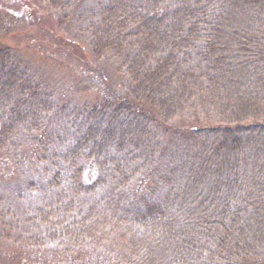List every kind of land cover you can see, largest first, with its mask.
<instances>
[{
	"label": "trees",
	"instance_id": "obj_1",
	"mask_svg": "<svg viewBox=\"0 0 264 264\" xmlns=\"http://www.w3.org/2000/svg\"><path fill=\"white\" fill-rule=\"evenodd\" d=\"M242 1L97 0L90 46L121 58L132 84L82 108L0 49V155L14 168L25 150L40 166L20 230L32 250L54 244L31 264H264V111L223 89L264 79V12L228 26ZM180 113L184 131L166 119ZM154 119L162 139L147 136Z\"/></svg>",
	"mask_w": 264,
	"mask_h": 264
},
{
	"label": "rangeland",
	"instance_id": "obj_2",
	"mask_svg": "<svg viewBox=\"0 0 264 264\" xmlns=\"http://www.w3.org/2000/svg\"><path fill=\"white\" fill-rule=\"evenodd\" d=\"M96 3L97 0H62L61 8L55 9L47 0H0V23L4 25L0 27V49L6 48L16 55L20 66L26 68L28 74L38 82V89L51 92L61 102L82 108L93 104L96 99L102 100L105 93H124L132 84L129 67L126 68L124 64L120 66L121 58L118 61V58L114 59L110 55L97 56L90 46L88 27L93 19ZM227 10L232 14L228 26L251 28L257 11L264 12V0L232 3ZM230 27L223 31H229ZM261 70L263 75L264 67ZM240 78L242 80L243 76ZM242 82L237 93L228 92V85L223 88L229 94L226 96H232L237 107H244L241 102L248 101L250 107H259L264 111V79L257 80L249 75L245 82L248 88L246 96L245 90L242 91ZM238 83L240 82L236 81V85ZM210 87L206 86L204 91L201 89V93L208 95ZM216 92L214 90L213 95L216 96ZM205 99L207 97L204 96ZM222 101L218 99L210 107H224ZM205 104L204 101L202 107ZM190 116L188 113H180L178 117L170 114L166 119L169 125L187 130L189 128L186 124L191 120H188ZM161 126L154 119L147 134L150 140L167 136L164 130H160ZM38 137L39 134L36 138ZM25 153V150L16 153L14 168L10 164L6 167L4 163V156L10 154L0 155V262L3 264H31L45 256L41 257L33 252L42 249L45 254L48 249L54 248V244H47L44 245L46 247L32 250V246H26L28 238L20 230L26 210H32L37 202V196L30 195L27 190V179L31 178L29 172L40 167L39 161L38 164L33 163L35 159L29 160ZM109 245V242L103 241L95 248L106 257L110 254ZM46 258L49 262L52 260L50 254ZM249 261L246 263L249 264Z\"/></svg>",
	"mask_w": 264,
	"mask_h": 264
}]
</instances>
